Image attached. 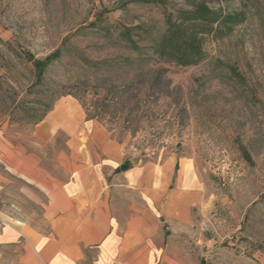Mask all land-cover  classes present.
<instances>
[{"label": "rangeland", "instance_id": "rangeland-1", "mask_svg": "<svg viewBox=\"0 0 264 264\" xmlns=\"http://www.w3.org/2000/svg\"><path fill=\"white\" fill-rule=\"evenodd\" d=\"M178 6L184 0H0V217L42 222L39 177L10 170L9 153L36 151L52 172L64 137L37 141L34 123L71 95L135 161L190 159L204 183L197 217L207 264H264V0H252L246 20L186 67L157 51ZM51 54L36 77L34 60ZM104 96L109 106L96 108ZM125 118L132 131L121 128ZM14 254L0 248V264Z\"/></svg>", "mask_w": 264, "mask_h": 264}, {"label": "crops", "instance_id": "crops-1", "mask_svg": "<svg viewBox=\"0 0 264 264\" xmlns=\"http://www.w3.org/2000/svg\"><path fill=\"white\" fill-rule=\"evenodd\" d=\"M34 124L35 140L62 134L65 142L52 172L36 151L9 153L10 170L39 177L34 185L45 195L39 224L0 217V248L15 253L10 264H207L197 217L204 183L190 159L133 161L71 95Z\"/></svg>", "mask_w": 264, "mask_h": 264}, {"label": "trees", "instance_id": "trees-1", "mask_svg": "<svg viewBox=\"0 0 264 264\" xmlns=\"http://www.w3.org/2000/svg\"><path fill=\"white\" fill-rule=\"evenodd\" d=\"M231 1L233 0H184L185 6H178L169 12L166 16L165 29L157 45L158 56L162 62L182 67L198 64L203 59L204 46L208 40H218L228 36L235 26L246 20L252 0H236L238 6L229 8ZM52 60V54L43 60H34L36 77L43 74L45 67ZM160 78L161 75L158 73L153 75L151 83H156ZM141 80V82H149V79H145L144 76ZM131 97L134 98V96ZM108 103L107 96H104L101 104H94L96 108L104 109L109 106ZM112 104L116 106L119 103ZM82 105L88 112L86 104L82 103ZM121 107L124 111L128 110L126 116L132 111V109H126L124 105ZM88 118L98 119L99 116L98 114L88 115ZM98 120L102 121L103 118ZM129 127H131V121L125 118L121 128L132 131ZM124 168L126 165L122 164L120 169Z\"/></svg>", "mask_w": 264, "mask_h": 264}, {"label": "water", "instance_id": "water-1", "mask_svg": "<svg viewBox=\"0 0 264 264\" xmlns=\"http://www.w3.org/2000/svg\"><path fill=\"white\" fill-rule=\"evenodd\" d=\"M133 161H134V159H133Z\"/></svg>", "mask_w": 264, "mask_h": 264}]
</instances>
